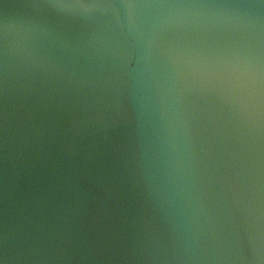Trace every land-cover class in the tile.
Masks as SVG:
<instances>
[{"label":"water","instance_id":"1","mask_svg":"<svg viewBox=\"0 0 264 264\" xmlns=\"http://www.w3.org/2000/svg\"><path fill=\"white\" fill-rule=\"evenodd\" d=\"M0 264H264V0H0Z\"/></svg>","mask_w":264,"mask_h":264}]
</instances>
